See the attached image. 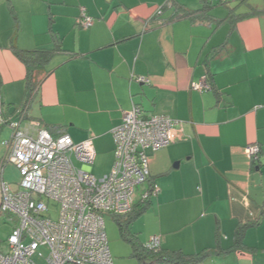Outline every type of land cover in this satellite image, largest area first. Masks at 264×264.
I'll return each mask as SVG.
<instances>
[{
	"label": "crops",
	"instance_id": "crops-1",
	"mask_svg": "<svg viewBox=\"0 0 264 264\" xmlns=\"http://www.w3.org/2000/svg\"><path fill=\"white\" fill-rule=\"evenodd\" d=\"M83 8L94 20L87 28ZM58 43L23 125L55 126L51 132L76 143L91 138L95 158L111 156L107 174L113 129L133 103L178 120L172 144L147 150L149 185L159 191L131 221V234L142 245L159 234L165 251L217 250L195 264H264V0H0L7 117L18 118L26 90L14 45ZM202 81L211 88L193 89ZM11 133L0 127V161ZM250 144L260 146L257 160Z\"/></svg>",
	"mask_w": 264,
	"mask_h": 264
},
{
	"label": "built area",
	"instance_id": "built-area-1",
	"mask_svg": "<svg viewBox=\"0 0 264 264\" xmlns=\"http://www.w3.org/2000/svg\"><path fill=\"white\" fill-rule=\"evenodd\" d=\"M79 21L87 28L94 20L83 8ZM137 80L146 81L141 76ZM210 88L206 81L193 84L199 91ZM25 116L26 110L20 109L17 119L7 117L0 97V127L9 124L12 129L3 141L7 152L0 161V214L9 222H14L11 215L18 218L7 239L9 252H0V264H40L36 258L45 264H114L104 215L120 217L133 211L136 190L150 177L147 150L172 144L180 122L166 115H147L133 103L113 129V167L98 178L91 167L96 156L91 138L76 143L68 133L55 136L36 120L23 125ZM246 150L251 160L259 158L258 144ZM8 163L19 169L17 187L4 179ZM158 191L150 184L140 200H149ZM51 202L59 212L56 219L51 216ZM161 246L159 234L143 244L150 250ZM44 247L47 255L41 251Z\"/></svg>",
	"mask_w": 264,
	"mask_h": 264
},
{
	"label": "trees",
	"instance_id": "trees-1",
	"mask_svg": "<svg viewBox=\"0 0 264 264\" xmlns=\"http://www.w3.org/2000/svg\"><path fill=\"white\" fill-rule=\"evenodd\" d=\"M190 12L188 11H177L175 17H182L185 15H189ZM61 45H58L54 49H45V48H35L31 50H23L17 48L14 45L15 54L24 62L27 69L26 74V90L24 96V110H27L29 104L34 100L36 97L42 83L44 80L50 75L52 72L48 68V64L51 59L54 57L57 51H60ZM55 129H58L55 126H48V130L51 132ZM53 133V132H51ZM64 132H60V135ZM142 203L139 210H136L137 203L134 205V209L131 213L115 217V220L119 224V228L123 238L131 242L133 247V256L137 257L139 260V264H144L145 262H154V263H168V264H195L198 262L204 261L207 257L214 255L217 253L215 248H208L204 251H201L196 254H185L182 251H165L161 249H145L142 244L138 243L137 238L133 237V234L130 232L129 225L131 221L143 212L149 205V200H140ZM244 232L242 228H240L237 232V239L239 243L243 238Z\"/></svg>",
	"mask_w": 264,
	"mask_h": 264
},
{
	"label": "rangeland",
	"instance_id": "rangeland-1",
	"mask_svg": "<svg viewBox=\"0 0 264 264\" xmlns=\"http://www.w3.org/2000/svg\"><path fill=\"white\" fill-rule=\"evenodd\" d=\"M23 105L21 106V108H24ZM110 161H111L110 155L107 156L106 154H102V153H99L97 155L94 162L91 164L92 172L95 174L96 177L99 178L105 174V172L109 167ZM76 164L78 166H82V163L79 161H76ZM4 179L7 180L9 183H12L14 187H17L19 185L21 181V175L19 169L13 163H8L6 165ZM146 187H149V181L138 187V189L136 190V196L140 198ZM53 204H54L53 202H51L50 204L51 216L54 219H56L59 216V212L58 209H56V207L53 206ZM11 216L14 217V222H9L7 220L8 217L6 215L0 214V252L5 254L9 252L7 239L12 232L14 224L17 223L18 221L17 216L15 215L14 216L11 215ZM104 220H105L106 233L108 237V243L114 264H139L138 258L132 255L133 247L131 242L123 238L119 228V224L115 220V217H113L111 214H105ZM41 251L43 252L44 255H47L49 252L48 248L46 247L41 248ZM36 259L39 261L40 264H45L43 258H36Z\"/></svg>",
	"mask_w": 264,
	"mask_h": 264
},
{
	"label": "water",
	"instance_id": "water-1",
	"mask_svg": "<svg viewBox=\"0 0 264 264\" xmlns=\"http://www.w3.org/2000/svg\"><path fill=\"white\" fill-rule=\"evenodd\" d=\"M144 264H153V262H145Z\"/></svg>",
	"mask_w": 264,
	"mask_h": 264
}]
</instances>
